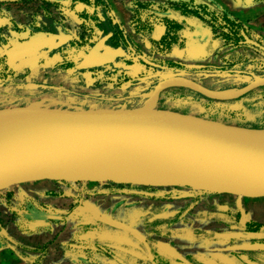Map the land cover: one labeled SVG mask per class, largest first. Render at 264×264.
I'll return each mask as SVG.
<instances>
[{
	"label": "water",
	"instance_id": "water-1",
	"mask_svg": "<svg viewBox=\"0 0 264 264\" xmlns=\"http://www.w3.org/2000/svg\"><path fill=\"white\" fill-rule=\"evenodd\" d=\"M104 40L85 54L79 69L112 62L124 52ZM262 85L264 76H256L239 88L212 89L186 76L171 75L152 85L144 102L135 107H1L0 191L50 180L173 186L262 197L264 127L155 108L160 92L169 87L230 100ZM191 195L179 192V196Z\"/></svg>",
	"mask_w": 264,
	"mask_h": 264
},
{
	"label": "rangeland",
	"instance_id": "rangeland-1",
	"mask_svg": "<svg viewBox=\"0 0 264 264\" xmlns=\"http://www.w3.org/2000/svg\"><path fill=\"white\" fill-rule=\"evenodd\" d=\"M22 3L21 6L17 5L14 13L20 15L21 12L31 10L27 13L28 24L35 25L40 17L47 16L63 21L75 36L82 33L79 20L63 6L44 0H27ZM141 16L145 17L146 14L143 12ZM250 34L264 46V38L260 33L251 31ZM38 39L40 37L34 35L31 40L36 43ZM134 40L146 55L156 57V54L149 53L138 39ZM192 51H176L175 54L162 57L185 59L191 64L221 65L231 59L232 54L245 58L248 53L252 58L264 63V51L250 45L225 48L216 53L219 54L218 58L214 55L212 58V53L201 50ZM261 68L260 63H257L253 73L257 76L264 75ZM194 76L200 78L199 75ZM251 76L250 72L245 76L239 73L230 76L223 72L202 78V81L216 84L219 79H223L236 85L247 81ZM43 79V76L37 75V71H33L25 81L41 82ZM48 80L45 77L44 82H49ZM37 90L40 96L55 97L58 94L50 88ZM89 90L110 96L119 93L118 88L104 91L103 88L94 87ZM135 91L136 89L132 90ZM173 91L175 90H167ZM167 94L163 92L161 97ZM28 95L35 97L31 99H34L36 104L23 99L19 103L49 107L50 98L39 99L34 93ZM160 104L172 105V108L181 111L171 107L155 108L190 114L209 121H218L216 119L222 116L220 111L204 115V107L187 105L181 100L163 98ZM221 122L229 123L224 120ZM179 192H191L192 195L179 196ZM92 194L98 195L93 197ZM25 197L35 201L40 207H54L56 213V210L63 211L64 216L63 223L48 221L44 227L37 228L38 233L34 235L32 243L40 245L37 238L43 235L45 238L39 239L43 242V247L50 245L53 248L63 243L70 245L75 251H87L91 248L90 254H96L95 262L91 264H156L162 261L172 264H264V196L243 197L182 187H140L112 182H27L0 191V245L10 241V236L19 237V225L24 223L18 219L26 210V204L23 202ZM91 215L96 218L89 217ZM66 217L68 219H65ZM43 229H46V232ZM63 230L65 232L57 239ZM21 231L25 232V229ZM103 247L117 259L107 258L103 261L100 252ZM241 254H245L251 262H239L237 257ZM108 259L111 262H106Z\"/></svg>",
	"mask_w": 264,
	"mask_h": 264
},
{
	"label": "flooded vegetation",
	"instance_id": "flooded-vegetation-1",
	"mask_svg": "<svg viewBox=\"0 0 264 264\" xmlns=\"http://www.w3.org/2000/svg\"><path fill=\"white\" fill-rule=\"evenodd\" d=\"M172 1L176 0H169L163 4L162 10L160 8L161 6L157 5L156 12H154L156 13V27L159 20L163 21V18L167 17L174 19L180 25V28L175 32L178 45L175 44L171 49L164 50H161L162 48L160 47L162 45L159 42L165 32L164 21L162 29L160 27L156 29L155 39L150 41L145 39V35L151 34L153 26L150 24L151 21H149L151 14L145 11L144 7H140L141 10H138V13L135 12L137 14L131 20L133 34L137 37L132 38L128 34L126 27L116 18L112 8V16L110 17L111 26L116 27L117 25L118 27L119 25L122 37L118 35V28L105 30L103 28L105 26L107 27V25L104 22L100 20H85L80 17L78 13L86 6L83 2H76L72 8L69 7V2L57 4L73 13L79 20V28L82 33L79 36H75L64 25L63 21L52 17H43V19L40 17L37 24H30L29 26L35 29L30 30L29 27H25V34L21 32L18 40L15 41L9 38H5L4 41L0 40V71L4 72L2 75L3 78L6 74L10 78L2 79L0 84L2 86L14 85L18 89L29 91L25 88L27 84L32 86V88L34 87V90L50 88L62 93L64 98L62 101L52 99L60 101L61 103L51 101L49 102V107L59 106L65 108L81 106L85 108L92 104V106L99 105V107L104 108H118L121 106L135 107L141 105L147 98L152 85L167 76L183 75L212 89H235L257 76L253 73L257 63H260L261 69L264 71V63L252 58L251 54L248 53L246 56H251L249 58H242L238 54H232L231 59L221 65L217 63L191 64L185 59L163 58L162 55L175 54V51L190 52V50H193L192 52H199L201 50L212 53V58H218L219 54L216 53L225 48H234L239 45H250L264 51V46L253 39L250 34L251 31L254 33L255 31L245 26L242 22L243 27L239 31L243 38L239 39L236 44L231 43L232 40H228L226 43L227 37L224 36L226 27L223 25L227 23L222 18L211 19L208 13L202 12H199L202 19L190 14H181L173 8V6L179 7L180 5H175ZM182 1L190 2V0ZM92 8L91 6L88 8V13L91 15L92 13L90 11ZM143 12L146 14L145 18L141 16ZM215 14L216 16L219 15L218 13ZM219 25L222 27L220 28ZM34 35H37L38 38L40 37L41 40L38 39L39 41L33 43L31 39ZM134 38L138 39L149 53L156 54V57L153 58L146 55ZM245 38L259 45L245 42ZM101 39H105L104 43L113 47L121 46L124 52L121 51V56H117L112 62H105L100 66L79 69L78 64L85 54ZM171 62L179 64H171ZM33 71H37V75L43 76L44 79L41 82H26V78ZM223 72L230 76L238 73L245 76L250 72L252 76L247 81L236 85L227 83L223 79H219L218 81L220 82L217 81L216 84H208L202 81V78H208L210 75H218ZM192 74L199 75L200 78H196ZM45 77L49 79V82H44ZM106 85H110V87L108 88ZM94 87L103 88L104 91L118 88L119 93L110 96L101 94L100 92H90L89 89ZM133 89H136V91L132 92ZM168 89H173L177 92H167ZM163 92L168 94L161 97ZM29 93L31 94V92ZM36 96L39 99L44 98L38 94ZM163 98L181 100L187 105L204 107L202 112L204 115L220 111L222 116L219 118L217 116L218 119L216 120L218 121L224 120L232 124L249 127H264V85L253 88L242 96L230 100L210 99L182 86L169 87L160 92L155 107L170 108L172 106L160 104ZM16 99L17 97L14 96L13 101L10 100V102H7L9 101L8 99L1 100L0 107L14 106L16 102H13ZM26 101L31 103L35 100L29 99ZM82 102L85 103L83 104ZM23 105L24 103H20L17 106ZM172 109L181 111L175 108ZM53 182L61 183L58 181ZM23 202L26 204L25 213L34 216L35 220L42 221L45 225L48 224V221L61 222L64 219L63 211L56 210V213L53 210L54 207H40L35 201L29 200L28 197H25ZM237 258L239 262H251L245 254H241ZM156 264H172V262L162 261L156 262Z\"/></svg>",
	"mask_w": 264,
	"mask_h": 264
},
{
	"label": "crops",
	"instance_id": "crops-1",
	"mask_svg": "<svg viewBox=\"0 0 264 264\" xmlns=\"http://www.w3.org/2000/svg\"><path fill=\"white\" fill-rule=\"evenodd\" d=\"M26 1L27 0H0V40L4 41L5 38H9L16 41L18 40V37L20 36L21 32H24L25 34V30H26L25 27L30 26V24H28L29 20H27L29 18V15H27V13L31 12V10L25 11L24 13L21 12L20 15H17L14 12L17 5L21 6L23 4L22 2H26ZM107 1L110 7L112 8L114 14L116 15V18L120 21V23H122L123 26L126 27L128 34L132 38L136 37V35L133 34V27H132L133 25L131 23V20L133 16L139 12L138 10H141L140 7H144V10L148 11V13L151 14L150 15L151 17H149V21H151L150 24L153 26V30L151 34L145 35V39H148V41H150L156 38V29L159 27L160 29H162L163 27V21L160 20L158 21V25L156 27V13L154 12H156V8L158 7L157 5L161 6L160 8L162 10L163 8L162 5L168 2L169 0H107ZM212 1H214L220 7L229 11L235 18L240 20V22H242L245 26L249 27L253 31H256L257 33H260V36L264 38V0H212ZM135 12L137 13L135 14ZM41 18L43 19V16ZM29 28L30 30L35 29L31 27ZM2 75H3L2 71H0V82L4 78L10 79L9 75L6 76L7 75L6 74L5 75L6 77L4 76V78ZM25 88L28 89L29 91L18 89L14 85L2 86L0 84V101L8 99L9 101L7 102H10V100L13 101L12 100L13 97L16 96L17 99L16 101H14V103L16 102L15 103L16 105L14 106H17L20 105L19 102H21L20 100H22V98L20 99V97L18 96L26 97L23 98V100L26 101L33 98L30 95H28V92L34 93V95H37L39 93L38 90H34V87L32 88V86L30 85L26 84ZM42 97L44 98L51 97L50 98L51 101H55L52 99H58L60 101L64 99L63 94H61L60 92H58V94H56L55 97H53L52 95H47V96L44 95ZM82 103L84 104V102ZM89 107L91 106L85 108H89ZM97 195H94L93 197H96ZM107 196L109 197V195ZM92 216L96 218V216L94 215H91L89 217ZM65 219L68 218L66 217ZM18 220H22V223H24L19 225L20 235L19 237L15 235H13L12 237L10 236L11 239L10 241H8L4 245H0V264H91V262H95L94 257L96 254L95 255L90 254L91 252L89 250L91 248H89V250L87 251L77 250L79 251V253H77V251L71 249L70 245L63 243L56 245L53 248H51L50 245L43 247V242L39 240L40 238L43 237V235H40V237L37 238V240L40 241V245L32 243V240H34V235H37L38 233L36 232L38 230L37 228H40V226L44 227L45 224L42 223V221L39 222L38 220H35L34 216L27 215L26 213H23ZM24 229L25 232L21 231ZM43 230L46 232V229ZM64 232L65 230L60 232L57 239H59L62 233ZM43 238H45V236ZM66 241L64 242L66 243ZM100 252L101 255H103L102 258L103 261H105V259L107 258L117 259L110 253V251L106 249V247H103L100 250ZM106 262H111V260L108 259Z\"/></svg>",
	"mask_w": 264,
	"mask_h": 264
},
{
	"label": "trees",
	"instance_id": "trees-1",
	"mask_svg": "<svg viewBox=\"0 0 264 264\" xmlns=\"http://www.w3.org/2000/svg\"><path fill=\"white\" fill-rule=\"evenodd\" d=\"M48 2H51L50 0H47ZM81 1L86 6L79 12V16L83 19H90L91 21H101L104 22L107 27L105 26V30H111L114 28H118V35L121 36V29L119 28V25L117 27L111 26L110 17L112 16V10L107 0H53V3L55 4H62L69 2V7L72 8L73 5ZM194 1V4H193ZM173 3L179 4L180 6H173V8L178 11L181 14H190L194 17H198L202 19V16L199 12L202 13H208L210 15V18H222L227 24L223 25L226 27L224 30L225 34L224 36L227 37L226 43L228 40H232L231 43H238L239 39H242L243 36L240 33V28H242V23L235 18L229 11H227L224 8L219 7L214 1L212 0H190L188 1H182V0H176L172 1ZM187 3V4H186ZM89 6L93 7L90 11L91 14H89ZM215 13H218L219 15L216 16ZM164 26H165V32L163 37L160 39V45H162L160 48L161 50L164 49H171L175 44L177 43V35L176 31L180 28V25L172 18L167 17L163 18ZM216 28V26H214ZM221 28L222 26L219 25ZM115 34H117L115 32ZM122 37V36H121ZM171 64H179L171 62Z\"/></svg>",
	"mask_w": 264,
	"mask_h": 264
},
{
	"label": "built area",
	"instance_id": "built-area-1",
	"mask_svg": "<svg viewBox=\"0 0 264 264\" xmlns=\"http://www.w3.org/2000/svg\"><path fill=\"white\" fill-rule=\"evenodd\" d=\"M34 104H36L35 102H33Z\"/></svg>",
	"mask_w": 264,
	"mask_h": 264
}]
</instances>
